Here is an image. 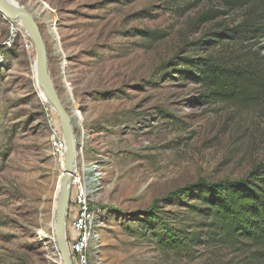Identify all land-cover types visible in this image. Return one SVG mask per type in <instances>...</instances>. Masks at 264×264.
Instances as JSON below:
<instances>
[{"label": "rangeland", "instance_id": "obj_1", "mask_svg": "<svg viewBox=\"0 0 264 264\" xmlns=\"http://www.w3.org/2000/svg\"><path fill=\"white\" fill-rule=\"evenodd\" d=\"M16 1L43 32L77 154L105 171L97 203L103 264H264L257 248L216 242L173 254L142 236L133 220L172 192L240 179L264 163V94L206 103L200 86L178 70L186 56L264 55L263 39L196 45L206 32L239 23L242 10L220 0ZM53 21L65 59L49 31ZM9 26L0 14V48ZM26 34L23 26L0 61V264H62L52 244L65 151L53 144L60 121L38 83L36 49L26 46ZM191 194L158 212L164 225L198 228L204 218L182 205L196 204Z\"/></svg>", "mask_w": 264, "mask_h": 264}, {"label": "trees", "instance_id": "obj_2", "mask_svg": "<svg viewBox=\"0 0 264 264\" xmlns=\"http://www.w3.org/2000/svg\"><path fill=\"white\" fill-rule=\"evenodd\" d=\"M220 1L227 9L242 10L240 22L206 32L196 45H225L227 48L232 43L264 40V0ZM251 51L255 52L250 56L239 53L186 56L178 70L200 86L206 103L236 101L253 92L264 94V55ZM171 63L176 65L174 60ZM196 187L193 192L190 187L172 192L141 213L133 214V220L138 223L137 231L142 236H150L161 249L173 254H186L192 246L216 242L244 250L257 248L256 253L264 255V163L254 166L243 178L218 183L199 182ZM190 194L196 204L182 205L191 217L204 218L196 224L198 228L193 229L195 222L164 225L165 218L157 215L158 212Z\"/></svg>", "mask_w": 264, "mask_h": 264}, {"label": "built area", "instance_id": "obj_3", "mask_svg": "<svg viewBox=\"0 0 264 264\" xmlns=\"http://www.w3.org/2000/svg\"><path fill=\"white\" fill-rule=\"evenodd\" d=\"M49 9L55 12L53 8ZM9 22L8 37L3 48H0V61L4 56L3 50L15 44L19 31L23 27L17 20L9 19ZM51 28L53 29L52 36L55 37V41H58L57 52L62 59H65L55 21ZM26 35L25 44L27 47H32L33 42L29 35ZM61 67L64 71L65 66ZM68 96V102L75 104L69 92ZM52 141L56 149L64 150L65 141L60 126L55 128ZM105 188V171L102 163L98 160H85L83 154L78 152L70 181V202L67 213V241L73 264H103L101 228L104 221L99 217L100 210L97 203Z\"/></svg>", "mask_w": 264, "mask_h": 264}, {"label": "water", "instance_id": "obj_4", "mask_svg": "<svg viewBox=\"0 0 264 264\" xmlns=\"http://www.w3.org/2000/svg\"><path fill=\"white\" fill-rule=\"evenodd\" d=\"M0 14L7 19L20 21L36 49V71L39 83L44 90L50 106L58 114L66 149L64 155V171L60 178L59 191L55 208L54 241L59 245L62 264H73L67 241V213L70 202V181L77 159V141L72 115L64 105L54 84L49 70L48 51L41 27L33 13L19 3L0 0Z\"/></svg>", "mask_w": 264, "mask_h": 264}, {"label": "bare ground", "instance_id": "obj_5", "mask_svg": "<svg viewBox=\"0 0 264 264\" xmlns=\"http://www.w3.org/2000/svg\"><path fill=\"white\" fill-rule=\"evenodd\" d=\"M9 1H11V2H13V3H18L16 0H9ZM38 15V14H37ZM45 20H50L49 18H45ZM20 22V21H19ZM20 24H22L21 22H20ZM23 25V24H22ZM49 31L50 32H52L53 31V29L51 28V30L49 29ZM36 61V60H35ZM35 66H36V64H35ZM36 69V68H35ZM36 74H37V71H36ZM37 79H38V75H37ZM38 83H39V79H38ZM40 84V83H39ZM41 86V85H40ZM42 91H43V93H44V90H43V88H42ZM44 98H45V100H47L46 99V95H45V93H44ZM49 105H50V103H49ZM72 109V108H71ZM74 114V113H73ZM75 117H76V120H77V122L80 124V121H81V116L79 115V113L77 112V113H75ZM65 149H66V145H65V148H64V151H65ZM64 166V165H63ZM64 171V170H63ZM55 221H56V216H55V214H54V227H53V229L55 228ZM52 247L56 250V251H58L59 250V245H58V243L56 242V241H53V244H52Z\"/></svg>", "mask_w": 264, "mask_h": 264}]
</instances>
